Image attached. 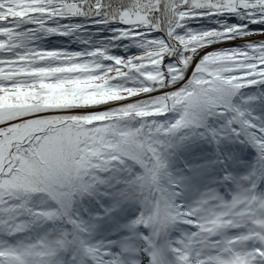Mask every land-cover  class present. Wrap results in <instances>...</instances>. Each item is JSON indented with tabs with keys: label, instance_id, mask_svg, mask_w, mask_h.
<instances>
[{
	"label": "snow or ice",
	"instance_id": "6c2138e0",
	"mask_svg": "<svg viewBox=\"0 0 264 264\" xmlns=\"http://www.w3.org/2000/svg\"><path fill=\"white\" fill-rule=\"evenodd\" d=\"M0 264H264V0H0Z\"/></svg>",
	"mask_w": 264,
	"mask_h": 264
}]
</instances>
